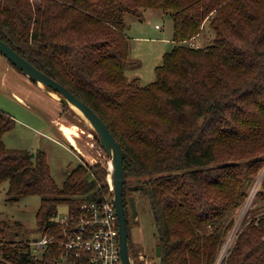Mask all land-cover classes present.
Instances as JSON below:
<instances>
[{
    "label": "trees",
    "instance_id": "trees-1",
    "mask_svg": "<svg viewBox=\"0 0 264 264\" xmlns=\"http://www.w3.org/2000/svg\"><path fill=\"white\" fill-rule=\"evenodd\" d=\"M150 7L170 12L174 44L156 79L138 85L124 72V14ZM204 27L212 36L189 45ZM0 37L106 123L123 152L124 202L133 195L156 228L158 264H215L264 163V0H0ZM13 126L0 109V183L9 200L41 197L36 230L48 242L38 255L29 241L3 240L0 264H59L58 205L111 198L107 171L79 163L59 186L43 151L2 141ZM20 230L0 220L1 238ZM221 264H264V214L244 220Z\"/></svg>",
    "mask_w": 264,
    "mask_h": 264
},
{
    "label": "rangeland",
    "instance_id": "rangeland-1",
    "mask_svg": "<svg viewBox=\"0 0 264 264\" xmlns=\"http://www.w3.org/2000/svg\"><path fill=\"white\" fill-rule=\"evenodd\" d=\"M124 21V31L129 44L128 64L124 68L126 78L128 81L134 80L138 85H146L156 79L155 67L162 63L163 54L174 44L173 19L169 11L150 7L143 9L140 17L126 12ZM211 36V31L204 27L200 35L192 39L202 46ZM51 92L56 91H48L42 84L31 81L0 52V109L14 118V126L2 135V141L8 147L43 151L51 175L59 186L79 163L93 165L99 162L107 171L106 181L111 192L108 180L112 172L109 170L111 155L95 138L90 122L82 117L72 104L63 102L59 93L56 92V96ZM57 120L74 122L83 128L84 131L76 138L81 151L66 141ZM263 181L264 163L255 174L244 203L234 211V224L224 235L215 264H221L227 256L244 220L264 214V189L262 196L256 195ZM7 189L8 181L4 180L0 183V220L5 219L10 223L20 221L23 230L13 232L9 238L0 237V242L6 239L15 242L38 240L42 234L36 230V211L41 197L32 194L9 200ZM131 191L137 195L138 186ZM135 202L137 218L133 219L131 214L127 218L130 236L128 244H132L135 249L133 253L129 250L132 264H158L156 228L150 213L139 206V201L138 204L137 200ZM57 211L56 218L59 219L67 216L68 207L66 204H60ZM59 243L62 245L60 241ZM37 249L36 253L40 255L42 249Z\"/></svg>",
    "mask_w": 264,
    "mask_h": 264
},
{
    "label": "built area",
    "instance_id": "built-area-1",
    "mask_svg": "<svg viewBox=\"0 0 264 264\" xmlns=\"http://www.w3.org/2000/svg\"><path fill=\"white\" fill-rule=\"evenodd\" d=\"M188 43L200 46L193 39H189ZM57 222L61 225L60 242L64 247L59 264H122L113 194L111 198L83 203L79 209L68 211L67 216L57 219ZM47 242L45 234L38 240L29 241L38 249H44Z\"/></svg>",
    "mask_w": 264,
    "mask_h": 264
},
{
    "label": "water",
    "instance_id": "water-1",
    "mask_svg": "<svg viewBox=\"0 0 264 264\" xmlns=\"http://www.w3.org/2000/svg\"><path fill=\"white\" fill-rule=\"evenodd\" d=\"M0 52L7 58L9 62H11L15 67H17V69H19L23 74H25L31 81L37 84L42 83L46 90H52L59 93L61 95L60 99L63 102L68 103L70 105L74 104L93 126L95 136L100 142V145L105 151H107V153L111 155L112 193L118 217L120 254L122 264H132L128 244L129 235L127 224V212L123 198L125 182L123 152L119 142L116 140L106 123L92 109V107H90V105H88L85 101L76 96L67 86L62 84L60 81L56 80L52 76L39 69L36 65H34L22 54L16 51L12 45H10L1 37ZM66 141L68 140L66 139ZM70 146H72V144H70ZM31 154L33 155V152ZM132 189H137V186H134ZM129 204L132 211V218L136 219L138 215V210L136 208V202L133 195H130L129 197ZM156 254H160L159 246L156 247Z\"/></svg>",
    "mask_w": 264,
    "mask_h": 264
},
{
    "label": "bare ground",
    "instance_id": "bare-ground-1",
    "mask_svg": "<svg viewBox=\"0 0 264 264\" xmlns=\"http://www.w3.org/2000/svg\"><path fill=\"white\" fill-rule=\"evenodd\" d=\"M42 84V83H40ZM52 94L56 95V92H51ZM59 95V94H58ZM72 107L82 116L84 117L86 120L87 118L82 114V112L74 105L72 104ZM58 124L59 129L63 132V134L65 135V138L71 143L73 144L78 150L81 151L78 143H77V137H79L80 133L83 132V128L80 127V125H78L77 123L74 122H65V121H56ZM86 122V121H85ZM111 162V161H110ZM109 162V163H110ZM109 170H112V164L110 163L109 165ZM110 172V171H109ZM109 174V173H108ZM109 183L112 186V180H111V174L108 177Z\"/></svg>",
    "mask_w": 264,
    "mask_h": 264
},
{
    "label": "flooded vegetation",
    "instance_id": "flooded-vegetation-1",
    "mask_svg": "<svg viewBox=\"0 0 264 264\" xmlns=\"http://www.w3.org/2000/svg\"><path fill=\"white\" fill-rule=\"evenodd\" d=\"M125 206H126V208H127V218H128V215L129 214H132V211H131V207H130V204H129V201H128V203L127 204H125ZM127 221H128V219H127Z\"/></svg>",
    "mask_w": 264,
    "mask_h": 264
},
{
    "label": "crops",
    "instance_id": "crops-1",
    "mask_svg": "<svg viewBox=\"0 0 264 264\" xmlns=\"http://www.w3.org/2000/svg\"><path fill=\"white\" fill-rule=\"evenodd\" d=\"M19 70V69H18ZM25 75V74H24ZM52 120H54V119H52ZM59 130V129H58ZM60 131V130H59ZM64 136V135H63ZM65 137V136H64Z\"/></svg>",
    "mask_w": 264,
    "mask_h": 264
}]
</instances>
